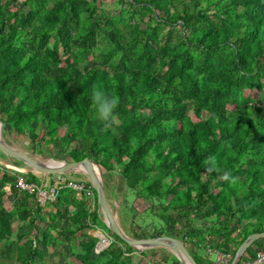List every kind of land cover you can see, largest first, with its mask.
<instances>
[{
	"label": "trees",
	"instance_id": "1",
	"mask_svg": "<svg viewBox=\"0 0 264 264\" xmlns=\"http://www.w3.org/2000/svg\"><path fill=\"white\" fill-rule=\"evenodd\" d=\"M104 1L0 0L4 131L26 134L38 154L93 160L103 185L107 173L120 175L129 236L178 238L198 264H215L208 246L233 257L264 231V0H116L117 15ZM105 97L116 103L101 120ZM18 173L0 165V264H47L45 247L60 246L80 264H180L111 231L93 187L92 201L66 185V173L50 174L61 188L38 205L16 186ZM134 199L145 206L129 230ZM99 225L110 242L94 253L99 238L88 230ZM256 246L264 238L237 264Z\"/></svg>",
	"mask_w": 264,
	"mask_h": 264
},
{
	"label": "rangeland",
	"instance_id": "2",
	"mask_svg": "<svg viewBox=\"0 0 264 264\" xmlns=\"http://www.w3.org/2000/svg\"><path fill=\"white\" fill-rule=\"evenodd\" d=\"M102 6L104 7L106 12H108L109 14H112V15H117L121 10V7L119 6V4L117 3L116 0H105ZM258 101L264 105V91H262L261 97H259ZM4 129H5V127H3V125H2L1 126V133H2L3 138L10 145H12V146L24 151V152H27L29 154H34L39 159L44 160V161H49L51 159L57 160V161H69V160L64 159V155L62 153L56 152L55 149L51 150V154H47V153L38 154L34 151V145L30 141V139L28 138V136L26 134L19 133V131H17L16 129L9 128V127H6V131H4ZM3 131L6 133L5 135H3ZM0 162L4 163L6 166H8L6 168L9 170L16 171V169H14L15 167L23 168L24 170H27V171L31 170V172L33 174L37 175L40 178V181L42 182V184L43 183L48 184V182H52L54 180L57 181V178H58L57 176H54V175L51 176L50 174L40 173L39 171L35 170L34 168L29 167L28 165H26L24 163L19 164V163L15 162L11 157H8L7 155L3 154L2 152H0ZM66 174L68 176V179H78V180H82V181H88V176L86 175V173H84L81 170L70 171V172H67ZM102 177H103V174H102ZM104 185H106L105 186V194H106L109 202L111 203L113 213L115 215H117L119 224L121 226V222H120L119 215H118L119 211H118L117 207L115 206V204H116V201H118L121 198V195H122V192L124 189L122 177L116 173H107ZM12 199H14V196L11 194H7V196L5 197V206L7 208L11 207ZM132 202H133L132 211L128 212L125 216V223H126L129 230H133L134 228H138L137 227L138 225L135 223H132L131 221L137 217L136 211L141 210L145 206L144 203L142 202V200L140 201V199H134V200H132ZM102 218H103V216H102ZM130 223L133 224V226H135V227L133 228ZM18 224L19 223L16 219L12 220L13 228L16 229ZM180 225H181V223L179 222L178 225H176V227L178 228V227H180ZM24 229L28 230V227L26 226V227H24ZM24 229H22V230H24ZM100 229L101 230H99L97 233L102 238L104 236V234L107 235V229L104 226L100 227ZM138 230H140V229H138ZM138 238H146V237H142V235H141V237H138ZM155 248L156 249H155V251H153V254H152V256H153V258H155V260L158 259L160 256L170 255V254L175 255L173 250L170 248H165V247H155ZM255 248H257V246ZM94 253H96L95 250H94ZM134 256L136 258L141 257L138 253H134ZM43 258L47 261V264H54L57 262H68V264H80L79 260H77L75 257L67 255L65 253V248L63 246H60V247L55 248V249L45 247V253H44ZM211 259L212 260L214 259V255L211 256ZM180 264H184V263L180 261Z\"/></svg>",
	"mask_w": 264,
	"mask_h": 264
},
{
	"label": "water",
	"instance_id": "3",
	"mask_svg": "<svg viewBox=\"0 0 264 264\" xmlns=\"http://www.w3.org/2000/svg\"><path fill=\"white\" fill-rule=\"evenodd\" d=\"M1 126L2 124L0 121V151L11 158L21 161L29 167L34 168L40 173L65 174L70 171L78 170L79 165H84L87 169L86 175L88 176V181L96 192V202L103 216V222L111 231H113L116 235L122 238L130 246L139 249L155 247L170 248L173 250L175 256L184 264H198L189 253L185 244L178 238L168 235L146 238H134L126 234L119 224L117 215L113 213L111 203L109 202L105 194L101 169L99 165L93 160L84 157L80 160L75 161H57V163L54 164L48 163L47 161L39 159L34 154H29L10 145L2 136ZM92 164L98 166V176L95 174L92 168ZM115 206H118V201H116ZM261 238H264V231L249 234L237 247L230 264H237V261L243 255L246 248L251 245L254 241ZM96 245H99V241H97Z\"/></svg>",
	"mask_w": 264,
	"mask_h": 264
},
{
	"label": "built area",
	"instance_id": "4",
	"mask_svg": "<svg viewBox=\"0 0 264 264\" xmlns=\"http://www.w3.org/2000/svg\"><path fill=\"white\" fill-rule=\"evenodd\" d=\"M0 165L4 168L8 167L4 163L0 162ZM19 173L17 174L16 178V186L21 191H26L30 194L34 195L35 202L38 205H43L47 201H54L57 198V194L59 189L61 188V185L59 183L56 184H46L42 182L40 184H36L31 181H27L26 178L23 176L22 173H26L27 170H24L23 168L15 167ZM30 171V170H28ZM57 179H59V176L57 175ZM66 185L73 188L74 190H84L85 194L92 199L93 201V190L92 185H85L82 180L77 179H68L66 182ZM93 205V202H92ZM99 210V208H98ZM100 211V210H99ZM99 236V235H98ZM99 238V245L95 246V251L99 252L103 248H105L108 243L110 242V237L108 235H105L101 238ZM206 256L211 259V256L214 255V259L212 260L215 264H230L232 260V255L229 252H223L216 250L211 247L205 248ZM242 264H264V249L257 248L256 253L253 259H247L242 261Z\"/></svg>",
	"mask_w": 264,
	"mask_h": 264
},
{
	"label": "clouds",
	"instance_id": "5",
	"mask_svg": "<svg viewBox=\"0 0 264 264\" xmlns=\"http://www.w3.org/2000/svg\"><path fill=\"white\" fill-rule=\"evenodd\" d=\"M95 96L99 98L101 96L100 93H96ZM116 101L112 98L105 97L100 103H99V111H98V117L101 120H106L112 115V110L115 106Z\"/></svg>",
	"mask_w": 264,
	"mask_h": 264
},
{
	"label": "bare ground",
	"instance_id": "6",
	"mask_svg": "<svg viewBox=\"0 0 264 264\" xmlns=\"http://www.w3.org/2000/svg\"><path fill=\"white\" fill-rule=\"evenodd\" d=\"M47 162H48V163H51V164H54V163H57V160H53V159H51V160H49V161H47ZM92 168H93L95 174L98 176V174H99V168H98V166L92 164ZM78 170H81V171H83L84 173H87V169H86V167H85L84 165H79V166H78Z\"/></svg>",
	"mask_w": 264,
	"mask_h": 264
},
{
	"label": "crops",
	"instance_id": "7",
	"mask_svg": "<svg viewBox=\"0 0 264 264\" xmlns=\"http://www.w3.org/2000/svg\"><path fill=\"white\" fill-rule=\"evenodd\" d=\"M55 182V181H54ZM53 184V181L52 182H48V184ZM13 200V199H12ZM101 213V212H100ZM101 219H102V214H101ZM100 225L98 226V227H91L89 230H88V232L90 233V234H92V235H94V236H98V231L99 230H101L100 229Z\"/></svg>",
	"mask_w": 264,
	"mask_h": 264
}]
</instances>
